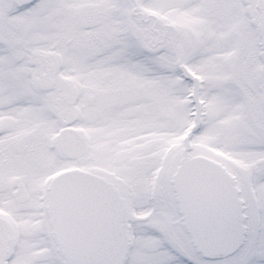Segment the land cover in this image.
<instances>
[{
	"label": "snow or ice",
	"instance_id": "snow-or-ice-1",
	"mask_svg": "<svg viewBox=\"0 0 264 264\" xmlns=\"http://www.w3.org/2000/svg\"><path fill=\"white\" fill-rule=\"evenodd\" d=\"M0 264H264V0H0Z\"/></svg>",
	"mask_w": 264,
	"mask_h": 264
}]
</instances>
